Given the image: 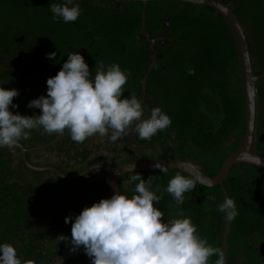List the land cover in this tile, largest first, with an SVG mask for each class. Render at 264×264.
<instances>
[{
	"label": "rangeland",
	"instance_id": "1",
	"mask_svg": "<svg viewBox=\"0 0 264 264\" xmlns=\"http://www.w3.org/2000/svg\"><path fill=\"white\" fill-rule=\"evenodd\" d=\"M50 1L65 3V0ZM84 1L89 9L100 16H106L113 22L114 27L125 32L139 29L149 40L153 38L150 36L152 29L160 33L159 45L152 49L153 52L158 51L156 62L159 67L164 68L165 65L170 67L176 61V48L179 50L185 47L186 42L203 39L215 58V72L212 80L224 84L221 94L225 103L231 108L232 119L224 137L227 141L225 144H234L242 140L244 101L242 92H239L241 89L239 79L229 78V72L238 65L233 40L224 22L206 14L201 6L174 0H74L71 6ZM233 1L235 0L228 2L231 4ZM252 5L254 4L250 6ZM248 20L243 22L248 44L252 50L258 49L264 38L260 36V32L253 30L252 23ZM162 29L166 31L165 37L162 36ZM56 31L59 34L62 29L59 27ZM261 33L264 34V32ZM27 44V40H22L9 53H0V88L16 89L24 95L31 89L32 72L22 71L27 64L25 56ZM165 44L166 46L163 47ZM72 45L75 46L72 39L67 41L60 55L63 56L67 49L72 48ZM143 53L148 63L153 62L154 57L151 52L144 50ZM251 58L255 73H264V68L258 65L256 57L251 55ZM85 63L89 67L91 78H95L99 64L88 60ZM148 63L143 69L147 75L141 79L143 84L141 101L144 109L142 119L149 118L151 110L155 107L161 108L167 115L166 106H168L167 96L159 88L163 76L160 73L161 69ZM255 87L260 114L257 141L264 150V78L258 80ZM234 92L238 94L237 99ZM9 110L17 114L14 107L10 106ZM38 115H42L40 109L33 115L25 116ZM171 122L166 130L158 131L151 140L138 139V134L133 131L135 127L133 124L129 129L130 134L123 139H118L115 143H110L108 137L94 135L80 144L73 142L67 131L64 133L67 135L56 133L49 135L41 134L43 129L40 128L32 130L30 139H22L19 144L27 150L25 159L30 165L51 167L64 175H75L94 165L113 168L133 161L156 159L169 151L178 160L194 162L203 172H213L222 158L221 150L224 148H216L205 140L194 125L181 127L182 119ZM60 135L64 136L56 139ZM246 168L249 172L254 171L252 168ZM231 172L242 175L236 179L231 189L228 190L230 178L226 179L224 185L227 198L234 200L238 211V215L229 221L225 243V264H233V257L245 252L242 250L244 243L237 241L233 233L236 228L248 227L252 223L257 224L259 218L254 210L263 203L258 199L264 197L263 181L244 174L247 170L239 167V164ZM137 173L145 181L152 177L153 191L156 185H159L163 191L170 179L176 174H181L180 172L164 174L158 171H143L121 175L118 179L119 192L129 199L136 194L134 188L138 181L131 184L126 181L131 175ZM156 194L160 195L159 192ZM162 198L172 201V208L188 211L193 214V217L199 218V222L201 221L199 236L206 238L209 245L223 251L226 217L225 213L217 210L218 206L224 202L223 194L205 191L196 186L190 193H185L184 203L181 205H177L167 192L163 193ZM101 199H109L107 175L102 169L96 168L78 178L63 181L53 171L37 172L25 167L18 148H0V244H11L22 262L32 260L34 264H52L58 255L72 247L70 244L71 223L66 224L65 218L72 216V222H74L75 217L84 208L91 207ZM61 235L68 237L69 242H58L57 238ZM260 235L264 237L263 228ZM234 245L237 246L235 250L232 249ZM217 259L218 256L210 257L209 264H215ZM81 264H91L90 258L85 255L81 259Z\"/></svg>",
	"mask_w": 264,
	"mask_h": 264
},
{
	"label": "clouds",
	"instance_id": "2",
	"mask_svg": "<svg viewBox=\"0 0 264 264\" xmlns=\"http://www.w3.org/2000/svg\"><path fill=\"white\" fill-rule=\"evenodd\" d=\"M74 0L64 4H50L53 20L62 18L65 23L75 22L81 15L79 5ZM56 53L46 54L55 59ZM189 68V74H194ZM130 73L123 72L119 65L105 68L103 63L96 70L94 81L82 55L70 53L61 70L47 80V96L29 102L27 107L40 109L42 115L23 116L13 114L9 107L18 97L16 89L0 88V148L12 149L19 142L30 139V132L43 129L41 134H64L67 131L76 143L94 135L108 137L110 143L123 139L133 131L140 140H151L158 131L171 125V119L159 107L151 110L150 117L142 119V101L133 94L121 97ZM161 173L167 174V167L155 165ZM135 163L128 171L134 172ZM138 183H135L137 182ZM126 183H135L130 199L119 190L109 199H101L91 207H86L75 217L65 218L71 223V248L75 252L81 247L90 258L91 264H209L212 256H218L215 264H225L223 251L208 244L206 238L197 234L190 218L162 221L163 213L154 207L163 193L172 196L177 205L184 203L185 193L197 186L194 178L176 174L166 189L159 185L152 190V177L147 181L140 174H133ZM38 187V186H37ZM160 193L157 195L156 193ZM228 221L233 220L238 211L233 199L225 198L218 206ZM184 217V213H179ZM58 242H69L66 236H59ZM0 264H34L32 260L21 261L11 244H0Z\"/></svg>",
	"mask_w": 264,
	"mask_h": 264
},
{
	"label": "trees",
	"instance_id": "3",
	"mask_svg": "<svg viewBox=\"0 0 264 264\" xmlns=\"http://www.w3.org/2000/svg\"><path fill=\"white\" fill-rule=\"evenodd\" d=\"M221 1L226 4L229 0ZM236 1H239L236 12L241 15V23L249 19L248 21L252 23L253 30L260 32V36L264 38V34L261 33L264 32V0L262 4L256 3L250 6L248 14L243 5L245 0ZM50 4L64 3L50 0H0V53L7 54L22 40L28 41L25 49L27 64L22 71L29 70L32 72L31 89L26 92V95L21 92L18 97L14 98L13 104L18 105L17 108H14L16 113L23 116L33 115L39 110L29 108L27 105L40 96H47V80L54 77L61 70L70 53H78L83 56L84 61L88 60L99 65L101 63L107 66L119 65L123 72L130 73L121 98H130L134 94L138 100H141L143 87L141 79L147 75V72L143 69L148 63L143 51L147 50L154 54L153 50L149 48L150 40L145 33L139 29L125 32L114 27L113 22L106 16H100L89 9L85 1L78 4L81 15L75 22L65 23L62 18H57L54 21L53 13L49 7ZM202 7L206 14L225 23L224 19L219 14H215L212 9ZM244 15L247 16L244 17ZM59 27L62 31L58 34L56 29ZM155 33L157 32L152 29L151 34H149L154 36ZM71 39L75 42V46L72 45V48L67 49L63 56L60 55L65 48L63 46ZM184 46L179 50L176 48V61L170 67L164 66L165 70L162 75L165 77L162 76L159 88L167 96L168 106H166V110L171 121L175 122L182 119L181 127L194 125L205 140L216 148H224V150H221V154L225 155L221 156L222 158L218 161L213 172L206 173L200 170L206 176H214L222 162L237 149L241 140L234 144H225L227 141L224 137L231 123L232 114L231 108L225 103L221 94L225 87L224 84L212 80L215 72L213 53L207 48L203 39L191 40V42L184 43ZM249 49L250 54L256 57L258 65L264 68V41L262 44L260 43L258 49L252 50L249 44ZM49 53H56L55 59L46 58V54ZM189 68L195 70L194 74H189ZM229 78L231 80L239 79L238 83L241 86L238 66L229 72ZM91 79L94 81V78ZM239 92H242V87ZM234 94L235 99H237L238 94L235 92ZM167 157L174 158L170 151L158 158ZM190 163L197 168L194 162L190 161ZM243 166L252 168L257 172H264V170L255 167ZM167 172L178 171L168 170ZM185 176L190 178L187 175ZM197 186L205 191H215L221 195L223 194L219 187L204 188L198 184ZM154 207L163 213L162 221L164 223L176 218H190L191 223L197 229V234L201 233L199 218L193 217V214L188 211L172 208V201L168 198H162L159 203L155 202ZM181 212L184 213V217H180L179 213ZM84 256L68 260L64 264H76V262L81 264V259Z\"/></svg>",
	"mask_w": 264,
	"mask_h": 264
},
{
	"label": "water",
	"instance_id": "4",
	"mask_svg": "<svg viewBox=\"0 0 264 264\" xmlns=\"http://www.w3.org/2000/svg\"><path fill=\"white\" fill-rule=\"evenodd\" d=\"M136 1V0H121ZM147 1V0H143ZM149 1V0H148ZM194 6H205L219 14L225 21L230 35L233 40L234 49L237 57V64L240 73L241 87L244 101V135L237 149L231 153L221 164L219 170L214 176H206L198 168L190 162H184L175 158H156L151 160L133 161L124 163L113 168H107L101 165L88 167L84 171L75 175H64L51 167H35L30 165L25 159L27 150L23 149L20 144L16 146L20 150L22 163L33 171H53L59 178L63 180H71L85 175L96 168L102 169L107 175V183L109 190V198L116 194L119 190L118 179L121 175L132 173L128 171L131 164L135 163L134 172L143 171H159L155 165H163L168 170L181 172L190 178H194L197 184L204 188L219 187L222 190L224 200L227 198L226 190L223 183L229 175L232 168L238 164L248 165L264 170V154L258 149L257 126H258V99L255 84L258 80L264 78V73L256 74L253 68L252 58L250 54L249 44L246 37L245 29L233 9L229 8L221 0H174ZM69 134V133H67ZM64 134V135H67ZM60 135L56 139L63 137ZM55 141V140H53ZM53 143V142H52ZM51 144V143H50ZM229 221L226 219L225 230L223 236V252L225 254V243L228 232ZM82 255H86L85 250L81 247L79 250L72 252L70 249L58 255L52 264H64L68 260L76 259Z\"/></svg>",
	"mask_w": 264,
	"mask_h": 264
},
{
	"label": "flooded vegetation",
	"instance_id": "5",
	"mask_svg": "<svg viewBox=\"0 0 264 264\" xmlns=\"http://www.w3.org/2000/svg\"><path fill=\"white\" fill-rule=\"evenodd\" d=\"M235 1H233L231 4L228 2V3H226V5L229 8L234 10V12L236 13V15L238 16V18L240 20V18H241L240 13L236 12L237 11V3L239 1H236V2ZM262 1L263 0H245V1H243L244 2L243 5L247 11V14L249 13L251 4H256V3L262 4ZM245 16H247V15H244V17ZM242 25H243V23H242ZM165 32H166L165 29L164 30L162 29V36L163 37H165V34H166ZM155 34L149 42V48L151 50L155 49V47H157L159 45L158 39H160V33H155ZM165 46H166V44L163 45V47H165ZM153 57H154L153 62H151L149 64H152V66L155 65L154 67H158L159 69H161L160 73L162 75V73L164 72V68L161 66L159 67L157 62H156L157 58H158V51L154 52ZM259 115L260 114L258 112V123H259ZM258 149L262 154H264V150L261 149V146L259 145V143H258ZM239 167H241L245 171L247 170V173H244V174H247V175L249 174L251 177L257 178L258 180L263 181V183H264V172H257V171H250L249 172V170L245 166H243L242 164H239ZM240 175H242V174H239L238 172L237 173L235 172L233 174H232V172H230V174L227 177V179L228 178L231 179L229 186H228V190L231 189V187L235 183L236 179ZM258 200L263 202V203L261 206H259L257 209L254 210V212L257 214V216L259 218L257 221V224L252 223L248 227L246 226V227L236 228V230L233 233L234 236L236 237L237 241L244 243L242 250L245 251L242 255L237 254L233 257V264H264V248H263L264 247V237L260 235L261 228L264 229V197H261ZM261 248H263V249H261ZM232 249H234V250L237 249V246L233 247Z\"/></svg>",
	"mask_w": 264,
	"mask_h": 264
}]
</instances>
